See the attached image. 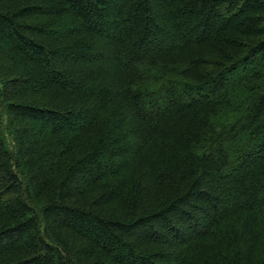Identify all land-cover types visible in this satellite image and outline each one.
Masks as SVG:
<instances>
[{
  "label": "trees",
  "instance_id": "1",
  "mask_svg": "<svg viewBox=\"0 0 264 264\" xmlns=\"http://www.w3.org/2000/svg\"><path fill=\"white\" fill-rule=\"evenodd\" d=\"M0 108V264H264V0H0Z\"/></svg>",
  "mask_w": 264,
  "mask_h": 264
},
{
  "label": "rangeland",
  "instance_id": "2",
  "mask_svg": "<svg viewBox=\"0 0 264 264\" xmlns=\"http://www.w3.org/2000/svg\"><path fill=\"white\" fill-rule=\"evenodd\" d=\"M151 74H153V72ZM164 74L167 79H174L175 77L174 75L177 74V71H166ZM149 84L153 86L155 82H149ZM236 96H241V98H244V99L247 97V95L241 90H237V92H235L234 97L236 98ZM233 112H230V109H226V108L220 109L217 115L213 117L214 125L218 127L222 124H226L228 126L233 124V122L239 119V115ZM0 126L2 129V135L5 138L6 144L8 146L9 145L11 146L12 144L11 133L9 132V129L6 126V118L1 108H0Z\"/></svg>",
  "mask_w": 264,
  "mask_h": 264
}]
</instances>
